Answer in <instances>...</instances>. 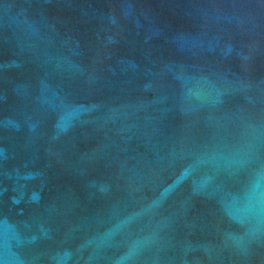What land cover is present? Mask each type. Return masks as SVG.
<instances>
[{
  "label": "water",
  "instance_id": "obj_1",
  "mask_svg": "<svg viewBox=\"0 0 264 264\" xmlns=\"http://www.w3.org/2000/svg\"><path fill=\"white\" fill-rule=\"evenodd\" d=\"M0 264H264V0H0Z\"/></svg>",
  "mask_w": 264,
  "mask_h": 264
}]
</instances>
